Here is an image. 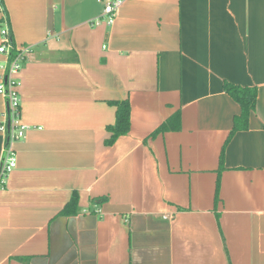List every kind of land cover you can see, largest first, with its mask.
Masks as SVG:
<instances>
[{
    "label": "crops",
    "instance_id": "1",
    "mask_svg": "<svg viewBox=\"0 0 264 264\" xmlns=\"http://www.w3.org/2000/svg\"><path fill=\"white\" fill-rule=\"evenodd\" d=\"M0 5V44L6 28L30 48L31 127L0 190V264H264V0H133L111 26L92 25L97 0ZM226 82L257 89L227 144L240 107ZM123 100L130 131L108 146ZM6 108L0 95V168Z\"/></svg>",
    "mask_w": 264,
    "mask_h": 264
},
{
    "label": "built area",
    "instance_id": "2",
    "mask_svg": "<svg viewBox=\"0 0 264 264\" xmlns=\"http://www.w3.org/2000/svg\"><path fill=\"white\" fill-rule=\"evenodd\" d=\"M128 1L133 0H97L102 5V16L92 23L99 26L105 22L108 26L113 25L119 10ZM0 11H3L0 5ZM0 53L5 55L6 63L1 67L3 72L0 80V95L7 101L4 123L1 126V131L6 133L9 127V143L4 151V158L0 168V190L6 186L7 178L17 167V155L14 149V144L25 138L27 132L31 129L30 126L22 124L20 120V81L17 75L22 69V65L26 59V54L30 48L17 49L12 43L8 29L1 30Z\"/></svg>",
    "mask_w": 264,
    "mask_h": 264
},
{
    "label": "trees",
    "instance_id": "3",
    "mask_svg": "<svg viewBox=\"0 0 264 264\" xmlns=\"http://www.w3.org/2000/svg\"><path fill=\"white\" fill-rule=\"evenodd\" d=\"M225 92L239 105L240 113L234 119L233 129L226 141H230L231 137L240 131H245L249 127L251 114L256 109L257 104V89L255 87H241L238 85H233L231 83L226 82L224 84ZM116 108V119L115 123L107 128L108 132L111 133V137L106 141L108 146L115 143V141L121 137L125 136L130 131V103L128 100L123 101H114L111 103ZM176 121L173 128L171 124ZM170 129H179V116L176 115L173 117L171 121L165 122L162 126H160L154 133H152V137L169 131ZM224 152L225 146L222 149L221 157H220V165L221 170H223V161H224ZM219 185V184H218ZM105 201V199H98L96 202L101 204ZM78 198L76 195L72 197V199L67 203V205L61 211L63 216H73L78 213Z\"/></svg>",
    "mask_w": 264,
    "mask_h": 264
},
{
    "label": "water",
    "instance_id": "4",
    "mask_svg": "<svg viewBox=\"0 0 264 264\" xmlns=\"http://www.w3.org/2000/svg\"><path fill=\"white\" fill-rule=\"evenodd\" d=\"M9 127H10V124L8 123L7 124V129H8L7 133H8V135H7L6 147L8 146V143H9Z\"/></svg>",
    "mask_w": 264,
    "mask_h": 264
}]
</instances>
